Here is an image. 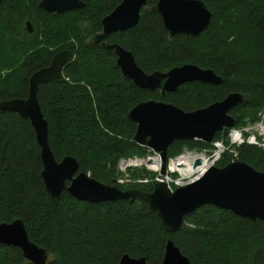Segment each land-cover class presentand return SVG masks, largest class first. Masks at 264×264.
<instances>
[{"label":"trees","instance_id":"trees-1","mask_svg":"<svg viewBox=\"0 0 264 264\" xmlns=\"http://www.w3.org/2000/svg\"><path fill=\"white\" fill-rule=\"evenodd\" d=\"M41 1L0 4V102L28 98L32 75L48 67L56 54L71 52L62 78L42 85L37 96L57 162L70 156L81 172L105 185L150 193L155 174L130 169L121 183L125 176L118 173L121 160L152 155L133 140L137 125L128 114L135 106L154 100L192 112L239 93L246 98L230 112L234 129L257 122L264 111V0H202L212 18L196 40L184 35L171 39L160 15L149 9L158 0H149L134 28L110 35L106 44L132 52L147 74L194 64L223 80L218 86L187 83L164 95L136 87L122 75L114 51L88 44L123 0H82L83 9L64 14L45 12ZM232 130L217 133L210 144L175 141L168 159L184 149L211 153L221 143L236 155L227 152L217 167L241 161L264 173V148L231 145ZM42 171L30 122L0 111V224L23 221L30 242L49 253L47 264H119L124 255L161 264L168 241L191 264H264L263 221L205 206L186 216L180 231L168 233L138 199L89 204L63 192L54 205ZM0 264L31 263L19 249L0 244Z\"/></svg>","mask_w":264,"mask_h":264},{"label":"water","instance_id":"water-1","mask_svg":"<svg viewBox=\"0 0 264 264\" xmlns=\"http://www.w3.org/2000/svg\"><path fill=\"white\" fill-rule=\"evenodd\" d=\"M3 1L0 0V4ZM85 6L82 0H42L39 4V8L45 12L56 14L80 10ZM148 7L149 0H123L104 17L102 31L94 35L88 44L101 45L114 51L122 75L142 90H159L164 95L176 92L187 83L221 85V77L212 70L202 69L194 64L174 67L167 72L147 74L138 66L132 52L118 44H106L110 35L134 28L140 20L141 11ZM149 9L160 15L171 39L177 35L198 39L209 27L212 18L202 0H158ZM27 29L32 32L29 22ZM71 56L69 51L60 52L53 57L48 67L35 72L29 80L28 98L0 102V111L17 114L30 122L41 149V177L54 205L58 204L63 192L89 204L138 199L157 214L162 227L168 233L180 231L185 217L205 206L229 211L251 221L264 222V173L244 162L234 161L222 168L211 164L199 173L204 164L199 154H196L191 168L193 172L199 173L197 177L177 184L175 190L170 187L168 178L174 172L168 166V149L175 141H200L210 144L217 133L235 128L236 121L230 112L246 98L239 93L229 94L222 101L192 112L154 100L142 102L129 112V121L137 125L134 142L157 155L156 159H146V164L159 162L158 179L150 193L135 189L123 191L117 186L105 185L93 179L90 174L81 172L79 163L73 157L68 156L57 162L49 146L48 123L37 96L42 85L62 78ZM218 148L223 147L220 145ZM185 153L190 154L187 150ZM178 167L182 169L184 165L179 164ZM0 244L19 249L31 264L49 262V253L30 242L21 220L0 224ZM119 264L147 262L144 258L134 259L124 255ZM161 264L191 263L172 241H168Z\"/></svg>","mask_w":264,"mask_h":264},{"label":"rangeland","instance_id":"rangeland-1","mask_svg":"<svg viewBox=\"0 0 264 264\" xmlns=\"http://www.w3.org/2000/svg\"><path fill=\"white\" fill-rule=\"evenodd\" d=\"M233 132L230 133L229 137H230V143L233 146H239L242 145L243 143L247 142L249 144H254V145H259L261 147L264 148V111L263 113H261L260 118L257 122L255 123H248L245 126H242L239 129H233ZM236 132V133H234ZM238 134L240 136V139H238L237 141L234 140V137L232 134ZM220 145H222V149H221V153L220 155L217 157V153L219 152V148ZM215 149L211 152V153H207V152H197V151H189L188 149H184V151L182 152L181 155H179L176 158L173 159H169L168 162V166L172 167V162H176L179 158L185 156L187 153H185V151L187 150L188 153L192 154V155H196V154H204L206 155L207 158V163L208 165L214 164L216 166V164L218 163V161H220L223 157L224 154H226L227 152H231L234 154V156L236 155L235 153V149L234 150H230L228 151V149L226 147H224L223 144L221 143H216L214 144ZM148 158H153L156 159L157 155L153 154L150 155ZM146 159H139V158H134L131 160H121L119 162L118 165V173L121 174V176H125V178H121L120 182L123 183L125 182L123 179H127L126 176L128 175V171L130 169H138V171H142L143 173H150V174H155L156 176L154 178H152V181H155L158 179V168L154 169L152 165H147L146 164ZM127 162L126 164H123L122 162ZM171 170V169H170ZM198 172H194L192 174H188L185 171V174H182L179 171H175L169 174L168 178L170 180V187L172 184L176 185L179 183H186L189 180L195 178L198 176ZM147 180L145 181H149L148 178H146Z\"/></svg>","mask_w":264,"mask_h":264},{"label":"bare ground","instance_id":"bare-ground-1","mask_svg":"<svg viewBox=\"0 0 264 264\" xmlns=\"http://www.w3.org/2000/svg\"><path fill=\"white\" fill-rule=\"evenodd\" d=\"M234 133H236V132H234ZM232 134L233 135V137H234V140L235 141H237L238 139H240V136L238 135V134ZM221 151V149H219V152L217 153V157L220 155V152ZM196 155H192V154H186L185 156H183L182 158H180V159H178L176 162H172V167L170 166V169H171V171H179V172H181L182 174H185V171L188 173V174H192V173H194L193 171H192V168H191V163H192V161H193V159H194V157H195ZM202 160H203V166H202V168H200V170H199V173H201L204 169H206V167H208L209 165H208V163H207V158H206V155H204V154H199L198 155ZM179 164H183L184 165V168H179L178 167V165ZM154 169H157V168H159V162H155L154 164H153V166H152Z\"/></svg>","mask_w":264,"mask_h":264},{"label":"flooded vegetation","instance_id":"flooded-vegetation-1","mask_svg":"<svg viewBox=\"0 0 264 264\" xmlns=\"http://www.w3.org/2000/svg\"><path fill=\"white\" fill-rule=\"evenodd\" d=\"M154 153H152V155H153Z\"/></svg>","mask_w":264,"mask_h":264}]
</instances>
